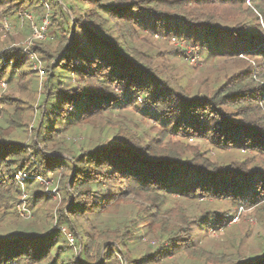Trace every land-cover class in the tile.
<instances>
[{"label": "trees", "instance_id": "16d2710c", "mask_svg": "<svg viewBox=\"0 0 264 264\" xmlns=\"http://www.w3.org/2000/svg\"><path fill=\"white\" fill-rule=\"evenodd\" d=\"M31 15L49 19L52 43L0 49V89L27 91L29 56L43 64L35 121L32 105L0 91V214L54 192L60 202L0 236V264H264V247L210 262L193 224L218 228L225 211L213 222L214 210L190 218L178 207L222 204L264 221V0H0V21ZM164 36L228 75L195 92L178 85L150 46ZM102 122L113 139L74 147L75 130ZM202 145L226 155L212 160ZM142 237L157 242L151 253L137 254Z\"/></svg>", "mask_w": 264, "mask_h": 264}, {"label": "rangeland", "instance_id": "374dc122", "mask_svg": "<svg viewBox=\"0 0 264 264\" xmlns=\"http://www.w3.org/2000/svg\"><path fill=\"white\" fill-rule=\"evenodd\" d=\"M49 19L46 17H40L36 15L24 16L19 21L6 20L0 21V49L6 47H21L22 52L30 50L33 43L39 42L43 44L52 43L51 29L48 27ZM45 26L44 37L42 40L33 39L34 29L39 30ZM30 44V45H29ZM150 46L158 54L162 55L166 64L168 65V74L176 80L178 85L185 87L187 90H203L206 86H209L214 80H222L224 76L229 73V68L226 63L216 60H207L202 57L199 49L194 48L186 43L184 39H177L173 36L157 37L150 42ZM147 49L146 47L143 51ZM151 53L153 51H150ZM189 52L195 56V60L191 62L189 60ZM154 55V54H153ZM39 60V58H37ZM40 61V60H39ZM41 67H42V62ZM159 64V62H157ZM30 74L28 80V90L19 94L12 92L9 87L5 85L1 86L0 91L5 92L8 95L17 94L22 101L28 105L33 106L32 119H37V105L40 103V87L43 81V77L39 76L34 63L29 60ZM217 78V79H216ZM37 90L36 94L35 91ZM124 113V112H123ZM136 117V113L134 114ZM141 116V115H139ZM128 117L135 120L136 118L128 114ZM138 117V116H137ZM32 120V121H33ZM116 120V119H115ZM150 124L145 125L146 129L154 123L153 118L145 117ZM112 120L110 123H113ZM152 123V124H151ZM31 128V127H30ZM115 129L108 124L99 123L95 128H84L75 130L70 139L74 147L81 146H93L101 141H109L114 138ZM20 141H25V134L20 133L15 136ZM202 150L212 160L222 158L225 153H217L208 146L202 145ZM46 184L53 185L51 176L46 179ZM54 189H52L53 191ZM54 192V191H53ZM26 199L25 196L22 197ZM60 199L57 192L52 195L48 194V200L46 204L35 210L27 208L26 205H16L11 209L9 215L4 217L0 214V236H8L13 233L19 232L22 227H25L28 222L38 219L42 220L45 215H53L59 205ZM176 201H173L175 203ZM171 203V206H173ZM177 204H180L178 202ZM170 206V207H171ZM181 210H184L187 217H197L205 209L214 210L211 214L212 221H217V217H220V212L225 211L226 220L222 219V224L218 228H212V224L204 222L203 224H193L194 240L196 247L200 250L210 252V262L222 261L225 262L228 258H242V257H256L262 254L264 247V221H261L259 215L255 212L235 211L227 209L226 205L222 204H206V202H199L198 204L182 203L178 205ZM177 207V208H178ZM127 211V213H125ZM122 213V217H133L135 209H128ZM116 216L115 212L107 216L100 218V221H110L113 216ZM201 225V227H199ZM139 227H142L140 224ZM68 241L71 239L66 236ZM155 240L150 237H142L136 247L137 254L151 253L156 248ZM163 264H199L193 263L184 257H168L163 261Z\"/></svg>", "mask_w": 264, "mask_h": 264}, {"label": "built area", "instance_id": "2783aa9c", "mask_svg": "<svg viewBox=\"0 0 264 264\" xmlns=\"http://www.w3.org/2000/svg\"><path fill=\"white\" fill-rule=\"evenodd\" d=\"M44 31H45V26L41 27L39 30L34 29L33 39L42 40L44 37ZM24 53H28V52H24ZM189 55H190L189 60L191 62H193L196 59L195 56L190 52H189ZM29 57H30V60H32V62L34 63V66L37 69L39 76L42 78L43 72H42V67H41L40 61L34 55H30ZM68 237L70 238V236H68Z\"/></svg>", "mask_w": 264, "mask_h": 264}]
</instances>
